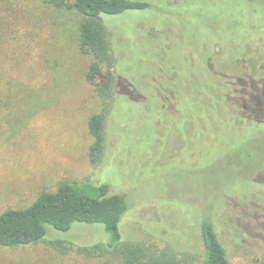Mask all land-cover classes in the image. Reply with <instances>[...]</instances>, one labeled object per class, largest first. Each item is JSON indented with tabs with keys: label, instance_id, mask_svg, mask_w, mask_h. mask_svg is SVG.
<instances>
[{
	"label": "rangeland",
	"instance_id": "1",
	"mask_svg": "<svg viewBox=\"0 0 264 264\" xmlns=\"http://www.w3.org/2000/svg\"><path fill=\"white\" fill-rule=\"evenodd\" d=\"M49 1L0 0V212L63 182L107 184L128 203L125 242L203 255L209 218L232 264L264 258V122L252 118L264 117V0H144L103 15L119 88L98 164L88 122L102 103L80 17ZM108 239L102 223L48 225L43 242L0 245V264H117L53 245Z\"/></svg>",
	"mask_w": 264,
	"mask_h": 264
},
{
	"label": "trees",
	"instance_id": "2",
	"mask_svg": "<svg viewBox=\"0 0 264 264\" xmlns=\"http://www.w3.org/2000/svg\"><path fill=\"white\" fill-rule=\"evenodd\" d=\"M49 2L57 8L73 10L80 17L79 47L91 58L86 79L94 86L102 103L101 111L93 114L88 122L89 132L93 137L89 158L93 164H98L105 150L107 118L119 88L116 57L102 16L118 15L127 10L148 9L151 3L144 0ZM226 18L227 21L231 19L230 16ZM255 94L256 91L253 90L248 98ZM259 96L262 99L260 91ZM256 103L257 101L254 104ZM248 110L251 111V108L246 106L243 111L244 118L251 119ZM252 118L264 122V117L260 115ZM127 209L128 203L124 195L111 194L107 184L95 186L91 182H63L54 192H43L25 208H11L0 212V245L19 247L43 242L46 240L48 225L59 231H69L76 222L102 223L109 234L107 242L74 247L57 240L53 245L61 252L75 251L87 258L112 256L118 261L117 264H232L227 249L209 218L200 221L203 255L188 250L179 251L170 245L160 246L155 242L123 241L120 221ZM255 264H264V258H256Z\"/></svg>",
	"mask_w": 264,
	"mask_h": 264
}]
</instances>
